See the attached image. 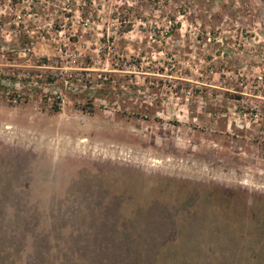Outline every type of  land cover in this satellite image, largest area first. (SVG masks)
<instances>
[{"label": "rangeland", "instance_id": "374dc122", "mask_svg": "<svg viewBox=\"0 0 264 264\" xmlns=\"http://www.w3.org/2000/svg\"><path fill=\"white\" fill-rule=\"evenodd\" d=\"M0 264H264V0H0Z\"/></svg>", "mask_w": 264, "mask_h": 264}]
</instances>
